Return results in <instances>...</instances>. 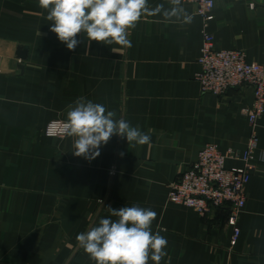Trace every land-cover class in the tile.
<instances>
[{
  "label": "crops",
  "instance_id": "0c3cea01",
  "mask_svg": "<svg viewBox=\"0 0 264 264\" xmlns=\"http://www.w3.org/2000/svg\"><path fill=\"white\" fill-rule=\"evenodd\" d=\"M215 3L208 31L217 45L264 64V0ZM148 4L172 7L169 0ZM180 7L190 22L145 15L130 30V48L88 44L81 34L70 51L49 30L38 0H0V264H94L77 234L116 219L109 206L133 205L157 214L152 230L168 241L161 264H264V113L234 244L225 207L201 216L167 199L169 183L204 144L246 150L243 110L253 100L245 85L201 93L194 78L201 18L192 5ZM18 45L27 47L24 59ZM79 97L103 104L150 141L128 144L114 135L95 159L74 156L73 138L48 137L43 128L67 119Z\"/></svg>",
  "mask_w": 264,
  "mask_h": 264
},
{
  "label": "clouds",
  "instance_id": "9594fccd",
  "mask_svg": "<svg viewBox=\"0 0 264 264\" xmlns=\"http://www.w3.org/2000/svg\"><path fill=\"white\" fill-rule=\"evenodd\" d=\"M172 7L163 4L151 8L148 0H38L51 22L50 31L68 50H74L82 41L105 45L131 47L130 30L147 16L162 15L165 20L180 19L190 22L184 13L181 0H169ZM103 104L76 99L69 105L67 119L61 132L73 138L72 154L93 160L100 155V148L116 135L126 138L128 144L144 145L150 136L138 126L124 119ZM123 155V153H121ZM111 218H101L98 225L77 234L76 241L94 264H161L167 256V239L160 232H153L157 214L151 208L139 205L119 209L108 207Z\"/></svg>",
  "mask_w": 264,
  "mask_h": 264
},
{
  "label": "built area",
  "instance_id": "2783aa9c",
  "mask_svg": "<svg viewBox=\"0 0 264 264\" xmlns=\"http://www.w3.org/2000/svg\"><path fill=\"white\" fill-rule=\"evenodd\" d=\"M192 5L201 18L202 42L198 57L199 70L195 74L201 93L223 95L227 90L248 86L252 90V103L243 110L250 127L246 150L240 154L218 144L206 143L197 152L193 162L169 183L167 199L197 211L201 216L216 208L228 211L227 223L232 227L231 244L239 233L238 217L246 203V187L254 172V150L258 143V120L264 113V64L247 61L240 49H224L217 45L208 31L213 18L215 0H181ZM66 119H53L43 128L48 137H65L61 128ZM227 159H240L241 167H226ZM114 169L109 171L113 175Z\"/></svg>",
  "mask_w": 264,
  "mask_h": 264
},
{
  "label": "water",
  "instance_id": "95a60500",
  "mask_svg": "<svg viewBox=\"0 0 264 264\" xmlns=\"http://www.w3.org/2000/svg\"><path fill=\"white\" fill-rule=\"evenodd\" d=\"M26 52H27V47L26 46L18 45L17 54H18L19 58L24 59L25 56H26Z\"/></svg>",
  "mask_w": 264,
  "mask_h": 264
}]
</instances>
